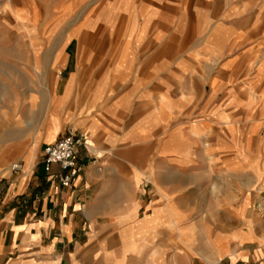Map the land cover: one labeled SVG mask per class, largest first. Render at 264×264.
<instances>
[{"label":"crops","instance_id":"1","mask_svg":"<svg viewBox=\"0 0 264 264\" xmlns=\"http://www.w3.org/2000/svg\"><path fill=\"white\" fill-rule=\"evenodd\" d=\"M30 1L47 123L0 143V264H264V0H88L51 29ZM69 132L65 189L43 150Z\"/></svg>","mask_w":264,"mask_h":264},{"label":"rangeland","instance_id":"2","mask_svg":"<svg viewBox=\"0 0 264 264\" xmlns=\"http://www.w3.org/2000/svg\"><path fill=\"white\" fill-rule=\"evenodd\" d=\"M41 1L43 5L41 4ZM26 0H0V143L1 149L6 141L4 132L10 127L16 128V137L21 139L26 131H43L46 128L48 104L45 97L40 102H29L31 91L40 83L41 72L30 71L25 65L34 62L32 55L26 52L29 45L24 36L25 26H18L10 13V6L16 9L25 5ZM73 0H33L27 3L29 9L33 5L32 17L37 25L55 26L56 11L64 5L69 7L65 23L73 19V13H83L88 0L82 1L75 11ZM71 5V6H70ZM71 8V9H70ZM78 15V14H76ZM23 135V136H22ZM4 151L0 150V155ZM20 158L11 161L12 163Z\"/></svg>","mask_w":264,"mask_h":264},{"label":"built area","instance_id":"3","mask_svg":"<svg viewBox=\"0 0 264 264\" xmlns=\"http://www.w3.org/2000/svg\"><path fill=\"white\" fill-rule=\"evenodd\" d=\"M86 144V135L69 132L57 142L47 145L43 150V163L46 173L57 180L62 188L76 186L79 179V169L76 161L78 150ZM57 167V170H54ZM10 170L18 173L24 170L21 162L11 164Z\"/></svg>","mask_w":264,"mask_h":264}]
</instances>
